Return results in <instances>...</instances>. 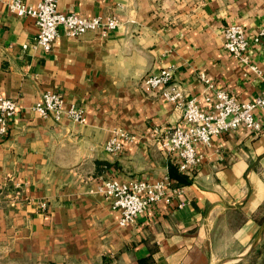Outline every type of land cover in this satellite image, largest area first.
Listing matches in <instances>:
<instances>
[{
	"label": "crops",
	"instance_id": "0c3cea01",
	"mask_svg": "<svg viewBox=\"0 0 264 264\" xmlns=\"http://www.w3.org/2000/svg\"><path fill=\"white\" fill-rule=\"evenodd\" d=\"M9 1L0 0V96L18 112L0 133V264H214L216 246L263 236L264 113L259 132L240 127L199 144L201 163L183 172L158 140L183 123V109L145 78L172 67L186 97L211 92L201 73L241 100L260 95L264 39L244 61L225 49L224 29L239 23L254 35L264 0H58L62 11L113 15L119 26L76 37L61 28L49 51L35 42V19ZM50 89L81 105L86 122L41 116L34 104ZM116 128L135 137L113 153L105 143ZM164 176L180 192L124 226L96 191L108 178Z\"/></svg>",
	"mask_w": 264,
	"mask_h": 264
},
{
	"label": "built area",
	"instance_id": "2783aa9c",
	"mask_svg": "<svg viewBox=\"0 0 264 264\" xmlns=\"http://www.w3.org/2000/svg\"><path fill=\"white\" fill-rule=\"evenodd\" d=\"M8 6L17 15H29L35 19L38 26L35 42L46 51L52 49L61 28L67 35L76 37L89 30H101L106 33L119 26L118 18L113 15L84 16L75 11H62L59 9L58 0H40L36 5L27 4L24 0H10ZM224 37L225 49L235 58L245 61L250 43H260L264 39V24L254 35L249 36L242 24L232 23L225 27ZM251 67L260 73L257 66ZM199 77L211 91L200 97L185 96L181 87L174 81L172 67H163L145 78V83L152 89L164 87L163 96L183 109V123L168 126L158 138L160 147L177 157L178 168L183 172H188L201 163L199 144L208 146L219 134L240 127L257 132L263 130V123L257 118V113H264V90L254 98L241 100L227 90L216 88L205 73H201ZM202 100L209 103L210 108L202 109ZM34 108L41 116H52L56 120L66 117L77 123H85L87 119L85 109L81 105L71 103L65 106L62 94L51 89L42 93ZM17 112L18 104L14 99L0 96L2 135L8 132L10 122ZM134 137L124 129L116 128L106 141L105 149L113 153L118 152ZM96 191L110 202L113 209L121 212L119 224L122 226L134 222L150 204H170L174 194L180 192L168 176L156 180L122 181L108 178L97 186Z\"/></svg>",
	"mask_w": 264,
	"mask_h": 264
},
{
	"label": "rangeland",
	"instance_id": "374dc122",
	"mask_svg": "<svg viewBox=\"0 0 264 264\" xmlns=\"http://www.w3.org/2000/svg\"><path fill=\"white\" fill-rule=\"evenodd\" d=\"M255 241L256 245L252 250H250L252 244L244 246L240 245L239 243H225L216 246V248H218L220 252L218 253L219 256L217 257V262L215 261L214 264H264V234L263 236H259L258 238H256L254 242ZM257 247L261 248L263 252H261L262 250H257ZM242 255L245 256L239 258V256ZM231 258H235V260L229 261V259Z\"/></svg>",
	"mask_w": 264,
	"mask_h": 264
},
{
	"label": "water",
	"instance_id": "95a60500",
	"mask_svg": "<svg viewBox=\"0 0 264 264\" xmlns=\"http://www.w3.org/2000/svg\"><path fill=\"white\" fill-rule=\"evenodd\" d=\"M255 245H256V241L255 242H253V244L251 245V247H250V250H252L254 247H255ZM245 255H242V256H239V258L240 257H244ZM238 258V259H239ZM233 260H235V258H231V259H229V261H233Z\"/></svg>",
	"mask_w": 264,
	"mask_h": 264
},
{
	"label": "trees",
	"instance_id": "16d2710c",
	"mask_svg": "<svg viewBox=\"0 0 264 264\" xmlns=\"http://www.w3.org/2000/svg\"><path fill=\"white\" fill-rule=\"evenodd\" d=\"M262 220H263V217H262L261 219H259L258 221L261 222ZM257 250L261 251L262 249L257 247ZM259 251H258V252H259ZM261 252H263V250H262ZM248 257H249V256H248ZM245 260H246V258H245Z\"/></svg>",
	"mask_w": 264,
	"mask_h": 264
}]
</instances>
